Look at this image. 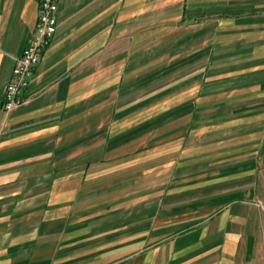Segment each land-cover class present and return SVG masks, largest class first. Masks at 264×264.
I'll return each instance as SVG.
<instances>
[{
	"label": "crops",
	"instance_id": "crops-1",
	"mask_svg": "<svg viewBox=\"0 0 264 264\" xmlns=\"http://www.w3.org/2000/svg\"><path fill=\"white\" fill-rule=\"evenodd\" d=\"M39 1L0 0V264H264V0H58L7 113ZM162 61L194 71L164 91L156 191L139 187L156 158L140 134L157 131L140 128L139 70ZM208 106L210 125L188 128Z\"/></svg>",
	"mask_w": 264,
	"mask_h": 264
},
{
	"label": "rangeland",
	"instance_id": "rangeland-1",
	"mask_svg": "<svg viewBox=\"0 0 264 264\" xmlns=\"http://www.w3.org/2000/svg\"><path fill=\"white\" fill-rule=\"evenodd\" d=\"M183 27L181 26H173V29L171 30V33L173 34L174 32H178ZM179 53H173L170 57L171 61L172 58H177ZM167 62L168 59L166 60ZM171 63V62H170ZM163 64L161 67L154 68L153 70L151 69H143L141 68L139 72L141 73V79L140 82H144L140 85V93H139V106L141 109V114H140V128H145V125H148L149 123L154 124L156 132H146L144 134H140L141 139H140V146H144V148L141 149L139 157L140 158H147L150 155H154L156 158H154L155 162L153 164L147 165L146 162L142 163L140 165V170H139V175H140V180H139V187L140 189L147 187L148 185L156 184L155 190L160 191L164 187V178L167 176V165L164 164V151H163V144L164 141H167V138L164 137L163 132H159V128L162 126L164 122V108L165 104L167 101V97L170 94L176 93L175 91L178 90V84L177 82L179 81L180 78H184L187 76H190L191 73L194 71L191 68H188V70H185V72L178 73V69H171V66L169 63L165 62H159L157 65ZM168 64V65H166ZM165 66V67H164ZM177 72V74H174ZM143 74V75H142ZM149 74V78L148 75ZM173 74L171 77L170 75ZM171 88L174 92H170L166 94L167 89ZM166 89V90H165ZM136 98V97H135ZM199 116L197 118L192 117L191 121L188 124V128H195L197 124H204L205 125H210V123L213 120V116H215V110L211 108L210 106L204 107L203 110L198 111ZM148 118L149 116H152ZM215 119V118H214ZM217 119V118H216ZM196 121V123H194ZM194 135V133H191ZM190 134V135H191ZM186 136L184 137V140L187 142L190 141V138L192 136ZM203 136L204 144L210 143L212 141V133L210 131L204 132L201 134ZM179 141V138H173V143L176 141ZM146 146H152L151 150H148ZM196 150H186V148H182L181 152L176 151L172 152L171 156L173 158H176L178 156H185V157H190V156H196ZM149 152H151L149 154ZM192 152V153H189ZM177 153V154H175ZM148 166H150V170H148ZM175 166L173 165L172 171L174 172ZM150 174V175H148ZM137 177V176H136ZM149 177H154L153 180H149ZM173 178V177H172ZM169 179V178H168ZM132 183V182H131ZM141 192L146 193L147 190H142Z\"/></svg>",
	"mask_w": 264,
	"mask_h": 264
},
{
	"label": "built area",
	"instance_id": "built-area-1",
	"mask_svg": "<svg viewBox=\"0 0 264 264\" xmlns=\"http://www.w3.org/2000/svg\"><path fill=\"white\" fill-rule=\"evenodd\" d=\"M58 0H40L37 25L27 46L15 59L9 83L4 90L3 110L11 112L21 104L22 93L27 89L33 68L50 46L57 27Z\"/></svg>",
	"mask_w": 264,
	"mask_h": 264
}]
</instances>
